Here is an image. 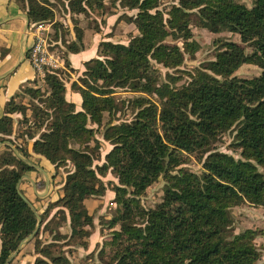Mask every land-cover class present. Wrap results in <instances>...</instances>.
Instances as JSON below:
<instances>
[{
	"label": "trees",
	"instance_id": "obj_1",
	"mask_svg": "<svg viewBox=\"0 0 264 264\" xmlns=\"http://www.w3.org/2000/svg\"><path fill=\"white\" fill-rule=\"evenodd\" d=\"M17 1L31 23L55 19L47 3ZM65 1L74 14L106 6V0ZM161 2L120 0L123 8L137 10L128 20L138 33L129 35L127 43L102 40L96 56L83 62L82 73L68 77L72 91L82 97V110L68 100V73L59 69L45 70V90L26 85L6 103L0 118V264L38 223L17 187L23 175L35 169L4 142L30 160L32 153L41 155L56 170L72 164L62 195L40 212L43 221L50 218L45 230L63 213L71 237L84 248L90 245L94 226L87 199L106 194L102 178L109 172L118 178L112 184L116 213L99 264H264L256 243L259 230L235 233L231 214L239 203L264 207V0H254L251 7L238 0H179L167 12ZM193 23L213 33H239L241 41L220 38L214 59L183 70L186 55L194 57L201 47ZM74 32V39L63 41L67 49L60 56L72 72L70 55L86 49L84 30L75 24ZM155 63L174 73L162 78ZM244 64L260 67L261 73L234 76ZM125 88L141 94L128 101L135 111L131 121H119L123 108L116 92ZM22 96L31 99L29 105L17 102ZM16 113L30 122V130L17 137ZM100 128L112 148L105 161L96 164L102 159ZM228 131L235 132L241 158L216 149ZM22 136L25 142H17ZM191 157L202 163L201 174L185 166ZM161 177L162 201L143 205L141 197ZM54 208L59 209L52 215ZM52 233L50 242L41 240L40 230L34 236L33 264H73L54 250L68 243L65 234L59 229Z\"/></svg>",
	"mask_w": 264,
	"mask_h": 264
},
{
	"label": "rangeland",
	"instance_id": "obj_2",
	"mask_svg": "<svg viewBox=\"0 0 264 264\" xmlns=\"http://www.w3.org/2000/svg\"><path fill=\"white\" fill-rule=\"evenodd\" d=\"M39 1L49 4L54 10L55 19L53 21H43V23L49 26L48 44L50 50L57 53L61 57L65 55L67 49L66 44L63 41H71L75 38V24H78V26H80L84 30L85 41H91L92 35L102 28H105V32H108L107 34H105V37H112L114 41L118 42L124 41L127 43L129 40V35L138 33L136 24L133 21L128 20V16L136 15L137 10L123 8L120 5V0H106V6L103 10H95L88 14L72 13L67 2H64V0ZM238 1L249 7L253 6L254 4V0ZM178 2L179 0H162L160 8L164 12H167L173 4H177ZM192 30L194 32L195 39L200 43L201 47L199 51L194 55V57H190L188 54L186 55L185 62L181 66L183 70H193L194 68L206 63L207 61L214 59L220 47V42H217L216 40L222 38L224 40L228 39L237 42L241 41V36L239 33L231 32L228 29H223V31L220 33H213L193 23ZM57 36L60 38L57 39ZM180 45L182 44L180 43ZM251 51V48L248 47L247 52L250 53ZM155 66L159 69V74L162 76V78H165V75L168 71L170 73H174V70L167 69L161 64L155 63ZM62 71L68 73V75L66 74L65 78L68 80L67 83H70V81L72 80L68 77H72V79L74 78L73 75L70 74L72 71L68 68L63 69ZM72 73H74L77 77V73ZM260 73V67L252 64H244L235 72L234 76L251 78L259 75ZM41 75L44 76L45 73ZM181 82H184V80ZM39 86L44 90L46 89V85L43 81H38L37 87ZM140 95V93L130 91L127 88L117 90L116 97L120 100V106L123 108L122 113L119 115V121L132 120L135 111L133 108L128 106V101L129 99H133L136 96ZM30 100L31 99L28 96L17 98V102H23L27 105H29ZM122 101L125 103H123ZM27 113L31 120L32 110L28 109ZM14 116L16 120L14 136L17 137L20 134L28 132L30 130V128H28L30 122L28 121L26 123V120L21 113H16L14 114ZM102 132L103 128H100L97 132V137L100 138L103 144L101 149L102 159L100 161H96V164H102L105 161L106 153L112 148V145L102 138ZM25 140L26 139L24 138V136H22L17 139V142L23 143L25 142ZM234 142L235 132H225L221 136L220 140L216 143V149L232 154L235 158H241V151L237 148V146H235ZM185 166L188 169L199 174H201L203 171L202 163L193 157H191L190 160L187 161ZM71 168H73V166L72 164H69L68 167H63V171L60 169V171L57 170L56 185L64 182L66 171ZM102 179L104 180L105 184L108 185L106 194L104 196L92 197L87 199L88 206L94 216V226L91 229L92 235L89 237L90 245L88 248H84L79 244H76V240L71 237L70 222L69 220L65 221L62 218V216L64 215L63 213H58L57 217L53 219L52 222H50V224L48 225V230H45V224L49 221L50 218L46 221H43L41 217V227L39 229V237L41 238V240L43 242H50L53 237V233L51 234V232H56V230L59 229L63 234H65V240L68 243L65 245L58 244L59 246L55 247L54 250L63 252L70 258L73 264H99L102 257L101 250H103L105 246V240L111 234L109 223L111 218L115 215L117 208V203L114 201L115 192L112 190V184H117L118 178L115 177L114 174L109 172ZM164 186L165 181L164 178L161 177L157 183L153 184L147 189L145 195L141 197V203L147 207H151L155 203L162 201ZM21 189L26 195H28L29 197L31 196L24 187H22ZM58 209L59 208H54L52 215L55 211L57 212ZM65 212L67 217H69V211L65 209ZM231 214H233L235 221V233L243 231L247 228L259 230L260 234L256 237V243L260 248L263 256L260 263H263L264 207L255 206L248 202L239 203L232 209ZM105 251L106 253H110L111 249L107 247ZM36 257L37 254L35 253L34 240L32 239L25 242L19 254L12 261V264H33Z\"/></svg>",
	"mask_w": 264,
	"mask_h": 264
},
{
	"label": "crops",
	"instance_id": "obj_3",
	"mask_svg": "<svg viewBox=\"0 0 264 264\" xmlns=\"http://www.w3.org/2000/svg\"><path fill=\"white\" fill-rule=\"evenodd\" d=\"M27 18V13L17 0H0V118L4 115L6 103L17 91L26 85L37 87L38 81H42L43 78V75L35 71L27 59V52L34 42L31 22L26 32ZM104 29L93 34L91 41H85L84 51L70 55V61L77 76L84 70L83 62L96 56L99 43L102 40L112 39V37H105L108 32ZM70 74L73 75V79L77 78L74 73ZM66 96L68 100L76 104L77 110H82V97L78 92L72 91L70 83L67 86ZM30 151L32 152V145H30ZM32 155L31 160L27 159L35 170L23 175L20 188L24 187L29 192L31 196L26 194L25 196L40 212L49 202L57 200L62 195L63 182L56 185L57 170L52 163L41 155L35 153ZM60 170L63 171V168ZM43 180L45 186L41 185Z\"/></svg>",
	"mask_w": 264,
	"mask_h": 264
},
{
	"label": "built area",
	"instance_id": "obj_4",
	"mask_svg": "<svg viewBox=\"0 0 264 264\" xmlns=\"http://www.w3.org/2000/svg\"><path fill=\"white\" fill-rule=\"evenodd\" d=\"M34 42L28 50L29 61L33 68L41 74L47 69H66L61 57L50 50L48 44L49 26L43 22L31 24Z\"/></svg>",
	"mask_w": 264,
	"mask_h": 264
},
{
	"label": "water",
	"instance_id": "obj_5",
	"mask_svg": "<svg viewBox=\"0 0 264 264\" xmlns=\"http://www.w3.org/2000/svg\"><path fill=\"white\" fill-rule=\"evenodd\" d=\"M28 20V25H27V28H26V32L28 31L29 27H30V20L29 18H27ZM24 58H25V54H24ZM3 143H0V146L2 145ZM4 144H9L11 145V147L14 149V151L16 152L17 155L20 156L21 159H23L25 162H27L28 164L32 165L31 162L24 156H22L18 150V148L13 145L12 143L10 142H4ZM37 167V166H35ZM38 168V167H37ZM24 177V176H23ZM20 183H21V180L20 182L18 183V190L22 196V198L26 201V203L30 206V208L33 210V212L36 214L37 216V219H38V223H37V226L35 228V230L33 231L32 234H30L25 240H23L20 245L18 246V248L10 255V257L6 260L5 264H10L14 258L19 254V252L21 251V248L23 247V245L25 244V242L29 241V240H32L34 238V236L38 233L40 227H41V214L40 212L37 210V208L33 205V203L21 192L20 190ZM48 186H49V183H48Z\"/></svg>",
	"mask_w": 264,
	"mask_h": 264
}]
</instances>
